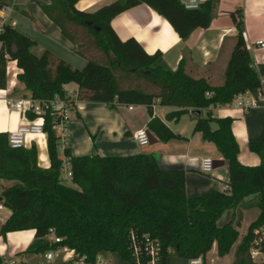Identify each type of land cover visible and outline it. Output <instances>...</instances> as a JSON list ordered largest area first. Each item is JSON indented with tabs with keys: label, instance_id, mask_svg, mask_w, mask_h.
<instances>
[{
	"label": "trees",
	"instance_id": "1",
	"mask_svg": "<svg viewBox=\"0 0 264 264\" xmlns=\"http://www.w3.org/2000/svg\"><path fill=\"white\" fill-rule=\"evenodd\" d=\"M78 1L51 0V5L43 9L71 41L73 52L88 59L86 66L73 68L50 51L37 56L32 52L36 42L9 24L0 35V89H8L5 70L10 55L23 71L13 92L21 86L33 99L42 101L63 93L66 85L76 84L82 101L111 108L145 105L153 118L148 128L162 142L179 135L154 116L153 105L171 108L166 117L172 122L190 114L195 120L194 132L213 143L228 164L229 189H212L189 197L186 172L164 169L152 154L74 158L70 148L64 151L72 157L73 177L67 183L61 174L59 139L46 115L48 168L40 167L36 145L13 149L8 134L0 133V183L14 181L1 194L2 205L12 213L0 228V237L35 230V239L24 254H44L67 245L87 256L88 264H97L99 256L113 253L134 264V246L141 248L143 264H147L150 256L145 248L152 241L160 244L158 264H167L170 257L190 261L200 256L206 264L214 244L218 256L224 258L239 241L242 218L220 227L218 222L224 213L241 207L258 208L259 216L236 246L234 260V264H255L251 247L255 231L264 227V140L250 144L251 151L263 159L260 166L242 165L232 132L233 118H217L209 110L231 104L235 96L261 87L260 75L247 49L243 15L238 13V36L226 65L224 83L215 86L206 78L190 75L185 67L187 59L173 70L161 51L149 54L134 38L122 41L112 21L127 10L147 4L186 41L195 29L211 25L217 1L187 11L179 0H116L90 12L78 10ZM8 2L0 0V8ZM29 118L35 116L30 114ZM248 198L252 199L247 202ZM50 230L63 238L62 243L50 242ZM4 261L0 255V264Z\"/></svg>",
	"mask_w": 264,
	"mask_h": 264
},
{
	"label": "crops",
	"instance_id": "2",
	"mask_svg": "<svg viewBox=\"0 0 264 264\" xmlns=\"http://www.w3.org/2000/svg\"><path fill=\"white\" fill-rule=\"evenodd\" d=\"M114 1L116 0H79L77 9L82 12L96 11ZM216 1L217 8L211 25L207 29H195L186 41L181 39L165 17L147 4H140L118 15L112 21V27L122 41L134 38L149 54L161 51L171 69H177L180 62L187 59L185 67L190 75L195 78H206L215 86H221L224 83L227 62L236 44L238 36L236 25L240 20L238 13H241L246 43L253 64L259 75L264 76V48L256 45L257 41H264V0ZM50 3L51 0H9V9L5 17L20 33L31 37L36 42L37 45L32 52L34 53L35 48L39 49L40 55L36 54L37 56H41L44 51H50L56 57L65 60L63 54L59 52L61 49L58 44L65 46V50L69 52H73V44L63 36L61 28L45 13L43 8L51 5ZM32 33L48 39L54 46L42 45L40 48L39 40ZM67 86L70 89L77 87L76 84ZM13 91L11 88L0 89V133L9 134L28 122L20 113L9 109L6 104L9 98H18ZM261 94L259 90L255 92V98L260 101L259 107L248 112L230 105L209 108L214 117L233 118L232 132L240 149L239 161L242 165L251 167L260 166L263 160L250 148L251 143H260L264 140V96ZM27 95L31 94L27 92ZM81 103V109H76L71 116L72 157L93 155L127 157L143 153L152 154L164 169H181L186 172L185 183L189 197L202 195L212 189L223 190L228 185V164L213 143L205 142L201 133L194 132L195 120L190 114L183 115L178 122L168 121L166 115L172 109L158 103L154 116L166 122L173 133L179 135V138L162 142L149 130L155 136V141L153 144L141 147L134 140L133 134L140 129L148 128L149 122L153 119L145 105L134 106V109L130 110L129 105L111 108L97 102L82 101ZM206 113L207 111H204L203 115L205 116ZM47 144V137H30L27 146H37L40 154L39 165L43 169L50 166ZM40 148L43 150L42 154ZM60 156L62 153H59V158ZM210 157L224 164L205 175L201 172L200 163L203 158ZM7 185L4 183L3 188L6 189ZM4 189L0 191V197ZM251 199L248 198L246 201ZM0 204L2 205L1 201ZM241 208L232 213L228 210L224 215L233 216L232 220L241 217L240 227L245 221L247 212L254 210L258 218L257 209ZM11 213L6 207L0 209V228L7 222ZM34 235L35 230H29L1 236L0 255L5 260L14 259L24 264L41 262L43 260L41 254H24L34 241ZM6 242H11L12 247ZM112 255L119 257L116 264H131L117 253ZM112 255L104 256L109 264H115L111 260ZM211 255L215 258L211 259ZM218 257L217 245L214 244L212 251L206 256V264H213ZM167 264H189V260L170 257Z\"/></svg>",
	"mask_w": 264,
	"mask_h": 264
},
{
	"label": "built area",
	"instance_id": "3",
	"mask_svg": "<svg viewBox=\"0 0 264 264\" xmlns=\"http://www.w3.org/2000/svg\"><path fill=\"white\" fill-rule=\"evenodd\" d=\"M183 8L187 11L199 10L206 4L216 0H179ZM9 9V5L0 8V35L5 32L7 25L11 24L7 21L5 13ZM245 36V34H244ZM246 40V38H245ZM256 45L264 48V41H257ZM247 49L248 46H247ZM7 77H9L8 87L15 90L18 84V77L23 72L18 66V61L12 59L10 55L7 56L6 70ZM261 87L258 88L261 95L264 96V76H260ZM77 86V85H76ZM256 90L255 92H257ZM255 92H245L241 95L235 96L230 106H236L241 111L248 112L259 107V99L255 98ZM82 100L80 99V88L70 89L65 86L63 93H58L47 100H35L31 95H25L21 98H9L6 104L12 111L20 113L27 123L19 126L16 130L9 132V146L13 149L26 148L30 137H46L45 124L46 115H49L52 120V129L59 139L58 152L62 153L60 159L62 161L61 174L62 178L70 181L73 177L72 157L68 156L64 151L71 146V116L76 109H81ZM158 103L153 105V110L157 108ZM129 109L133 110L134 106L129 105ZM33 114L34 119H30L29 115ZM148 128H143L133 134L134 140L141 146L150 144L151 138ZM201 172L203 174H210L214 170V160L210 158H203L200 163ZM229 185L223 188L227 191ZM4 205L0 204V209ZM256 238L251 249V257L255 264L264 263V227L258 229ZM48 239L53 244H60L63 238L56 236L54 230H50ZM160 244L156 242H148L145 251L150 256L147 264H158L160 258ZM135 262L134 264H143L141 255V248L134 246ZM42 261L37 264H88L87 256L77 253L74 249L67 245H62L56 249L47 250L46 253L41 254ZM4 264H24L17 260H5ZM97 264H109L104 256H99ZM189 264H205L204 257L200 256L196 259L190 260Z\"/></svg>",
	"mask_w": 264,
	"mask_h": 264
},
{
	"label": "rangeland",
	"instance_id": "4",
	"mask_svg": "<svg viewBox=\"0 0 264 264\" xmlns=\"http://www.w3.org/2000/svg\"><path fill=\"white\" fill-rule=\"evenodd\" d=\"M32 35L39 40L40 48H41L42 45L49 46V47L54 46L51 41H49L48 39H45L41 35L35 36L33 33H32ZM58 47L61 49L59 52H61L63 54L65 60L73 68L75 67V68L81 69V68L85 67L86 64L88 63V59L80 56L78 53H75V52L73 53V52L66 51L65 50V48H66L65 46L63 47V46L58 44ZM34 53L37 54V55H40L39 54V49L35 48L34 49ZM25 94L27 95V91L24 88H22L21 86L19 87V89H17L14 92V95L17 96L18 98H21V97L25 96ZM40 151H41V154H42V151H43L42 148H40ZM4 183H7L8 184L7 186L9 187V186H11V184H14V181H11V182H9V181H1V183H0V191H2L4 189L3 188ZM67 183H69V181H67ZM239 209H242V208H239ZM254 209H257L256 210L257 212L259 211L258 208H254ZM229 211H231V213H232V211H234V210H229ZM253 211L247 212V214H245L246 217H245V221L243 222L242 227H238V231L240 232L241 235H240V238H239V241L237 242V244L242 241L243 237L247 233V229H248L249 225L257 219V216L255 215V213ZM227 212H225V213H227ZM232 218H233V216H228L227 214L223 215V217L218 222V225L220 227H223L226 224H228V222L230 220H232ZM0 242H1V240H0ZM7 244L10 245V247H12L11 242H8ZM236 245L232 248L233 250L229 253L228 256H226L224 258L218 257L217 261L214 262L213 264H233V262L235 260V250H236L235 248H236ZM210 258L211 259L215 258V256L211 255ZM111 260H112V262H114L116 264V260H119V257H117L115 255H112ZM107 261H108V259H107Z\"/></svg>",
	"mask_w": 264,
	"mask_h": 264
},
{
	"label": "water",
	"instance_id": "5",
	"mask_svg": "<svg viewBox=\"0 0 264 264\" xmlns=\"http://www.w3.org/2000/svg\"><path fill=\"white\" fill-rule=\"evenodd\" d=\"M149 134H150V138H151L150 144H153V142L155 141V136L153 134H151V132H149ZM223 164L224 163L221 161H214V168H219ZM0 201H2V197H0Z\"/></svg>",
	"mask_w": 264,
	"mask_h": 264
},
{
	"label": "bare ground",
	"instance_id": "6",
	"mask_svg": "<svg viewBox=\"0 0 264 264\" xmlns=\"http://www.w3.org/2000/svg\"><path fill=\"white\" fill-rule=\"evenodd\" d=\"M44 141V140H43Z\"/></svg>",
	"mask_w": 264,
	"mask_h": 264
}]
</instances>
